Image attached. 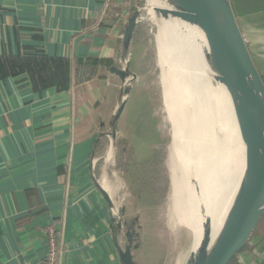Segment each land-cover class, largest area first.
<instances>
[{"label":"crops","instance_id":"obj_1","mask_svg":"<svg viewBox=\"0 0 264 264\" xmlns=\"http://www.w3.org/2000/svg\"><path fill=\"white\" fill-rule=\"evenodd\" d=\"M135 1L0 0V264H45L46 229L63 221L62 264H123L115 204L128 182L107 166L99 138L129 103L111 69H123L128 50L135 56L139 23L128 49L123 23ZM231 4L264 79V0ZM35 60L66 62L69 74L57 80L68 88L51 84L49 68L34 72ZM2 62L26 69L3 77ZM142 124L155 130L150 119ZM104 166L120 181L114 198L99 181ZM257 229L232 264H264V215Z\"/></svg>","mask_w":264,"mask_h":264},{"label":"bare ground","instance_id":"obj_2","mask_svg":"<svg viewBox=\"0 0 264 264\" xmlns=\"http://www.w3.org/2000/svg\"><path fill=\"white\" fill-rule=\"evenodd\" d=\"M147 2L151 9L145 17L146 20L155 23L156 30L159 25L162 32L158 34L159 41L167 43L168 45L165 43L164 45H170V48L177 47L175 51L177 55L174 59H169V62L174 61L171 62L170 68H166L165 61L161 64V68H165L161 76L164 95L167 99L168 96L172 99L166 111L169 121L173 123V142L168 151V170L172 179L168 222L172 231L180 224H185L189 233H194L191 248V251H194L201 241L206 217L211 218L212 240H214L233 211L246 171L243 131L228 89L216 80L204 59L203 52L199 54L196 48L197 44L194 42L196 33L205 40L198 23L186 18H172L166 21L162 17L158 21L156 7L165 8L169 13L174 14L180 13L179 8L170 2L159 3L158 0H147ZM142 18L141 16L140 20ZM160 50L165 56L164 49L160 48ZM179 51L186 59L184 73L178 66L182 61L178 55ZM128 63V60L123 63L124 70L128 68ZM126 81L125 94L130 91V80ZM210 87L218 88L216 98L212 92V96H208ZM208 98L213 100L208 102ZM217 101L223 102L224 106L214 108L213 104ZM176 111L179 122L175 118ZM218 124L225 130L223 140L216 135ZM218 131L219 129L217 133ZM198 133L201 136H197ZM114 144L112 138L105 155L108 167L114 161ZM202 146L205 148L206 155L204 152L198 154V149ZM243 152L242 161L241 158H235L236 153ZM107 166L103 167L99 181L110 197L114 198L121 185L118 180L115 183ZM229 174L237 176L235 183L231 181ZM192 178H195L197 183H194ZM177 196L182 198L180 204L174 203V197ZM115 205V215L119 218L120 203L116 202ZM188 254H185L181 264L186 263Z\"/></svg>","mask_w":264,"mask_h":264},{"label":"rangeland","instance_id":"obj_3","mask_svg":"<svg viewBox=\"0 0 264 264\" xmlns=\"http://www.w3.org/2000/svg\"><path fill=\"white\" fill-rule=\"evenodd\" d=\"M148 5L147 0H136L131 7L130 18L136 11H141L143 18L139 22L135 56L133 58L131 51L128 50L121 64L123 67L126 60L129 62L127 69L131 77L127 79L130 80V91L127 94L124 93L127 81H124L122 88V101L126 99L129 103L125 111L126 114L124 117L121 115L120 122L122 124L113 121V127L102 132L104 140L101 142L103 150L100 151V154L103 155V152H107L113 138L115 142L114 167L128 182V184H123L124 195L121 196L123 201L118 200L121 208L117 220L118 231L123 238L122 251L131 245L136 264H181L185 254L191 253L194 233L190 234L185 224H180L175 229L176 231H172L168 222L170 194L172 197L168 151L172 145L171 142H173V123L169 121L166 111L172 99L168 95V99L165 97L161 81L165 69L161 68V64L165 61L166 68H170L171 62L174 61L169 62V59H174L177 55L175 53L177 47L170 48V45L165 46V42L159 41L158 34L161 32L159 25L157 24L158 30H156L155 23L146 20L145 17L151 9V6ZM156 16V20L160 21L162 16L157 14ZM160 48L164 49L165 56L161 54ZM196 48L200 54L198 44ZM178 55L182 59L178 66L184 73L186 59L182 57L181 51L178 52ZM132 74H136L134 79ZM218 91V88L210 87L208 96L211 97L212 92L216 98ZM137 94L139 96L136 97ZM211 100L213 98L207 99L208 102ZM136 102H141V104L137 106ZM223 106V102L220 101L213 104L216 109ZM175 118L178 121L177 111ZM146 119L151 120L155 130H153V126L146 127L142 124ZM178 128L180 127L178 126ZM216 135L221 140L225 136V130L219 124L216 127ZM197 136H201V134L198 133ZM204 149L203 146L199 148L198 154L204 152L206 155ZM243 156L244 152L236 153L235 158H241L242 161ZM103 162V160L99 164L97 162L95 168L97 172ZM229 177L233 183L236 182V175L229 174ZM192 179L194 183H197L195 178ZM181 199V196L174 197V203L180 204ZM257 228L253 236L260 229Z\"/></svg>","mask_w":264,"mask_h":264},{"label":"water","instance_id":"obj_4","mask_svg":"<svg viewBox=\"0 0 264 264\" xmlns=\"http://www.w3.org/2000/svg\"><path fill=\"white\" fill-rule=\"evenodd\" d=\"M158 1L170 2L180 10L174 14L156 7V14L164 20L193 19L200 26L205 40L196 33L194 42L203 52L216 80L228 89L243 131L246 171L233 211L214 240L211 218L206 217L201 241L185 263L230 264L245 249L264 215V81L241 33L231 0ZM140 17L141 11H136L125 26L126 49ZM111 71L124 81L131 77L128 69L113 67ZM124 109L123 102L115 115V123L119 122ZM120 255L123 264H136L131 245Z\"/></svg>","mask_w":264,"mask_h":264},{"label":"trees","instance_id":"obj_5","mask_svg":"<svg viewBox=\"0 0 264 264\" xmlns=\"http://www.w3.org/2000/svg\"><path fill=\"white\" fill-rule=\"evenodd\" d=\"M50 64H54L55 68H57V73L55 71V69H52L50 66ZM89 63H86V65ZM95 65H98V62H94ZM102 64H105L106 66H109V64L107 62H103ZM79 67H81L82 65H84L83 63H79ZM48 66V67H47ZM32 69L34 72L41 74L42 72H46V70L48 69V71L50 72V78H51V84L54 86H59L62 89H67L68 88V84H67V80H65L64 82H61V80L58 82L57 80V76H64L67 77V75L69 74V70L67 67V63L62 61V60H56V61H41L38 62L37 60L34 61L33 65H32ZM26 69V64L22 63V65L17 66V64L9 66L6 65V62H2V70H3V77H6L7 75H9V73H22L23 70ZM63 70H65L63 72ZM6 72V73H5ZM66 75V76H65ZM47 86V85H46ZM48 86H51L48 84ZM104 140V136H100L99 141L102 142ZM234 261V259L230 262V264H232V262Z\"/></svg>","mask_w":264,"mask_h":264},{"label":"built area","instance_id":"obj_6","mask_svg":"<svg viewBox=\"0 0 264 264\" xmlns=\"http://www.w3.org/2000/svg\"><path fill=\"white\" fill-rule=\"evenodd\" d=\"M112 12L109 3H106V6L103 10L102 16L107 17ZM130 19L127 16V19L123 22L127 24ZM64 221L62 223L53 222L46 229L47 236V245H48V257L45 264H62L66 248L64 242Z\"/></svg>","mask_w":264,"mask_h":264}]
</instances>
